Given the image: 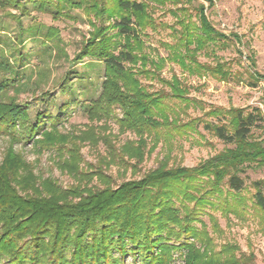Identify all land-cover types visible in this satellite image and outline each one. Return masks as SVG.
Segmentation results:
<instances>
[{
	"label": "trees",
	"instance_id": "obj_1",
	"mask_svg": "<svg viewBox=\"0 0 264 264\" xmlns=\"http://www.w3.org/2000/svg\"><path fill=\"white\" fill-rule=\"evenodd\" d=\"M30 1L55 15L62 13V1L76 3L94 15L96 20H90L94 30L76 60L94 56L104 62L105 76L99 96L84 109L90 120L109 121L115 117V108H119L122 115L116 116V121L139 138L126 143L120 151L111 146L108 159L88 165L102 185L80 183L67 188L54 178L37 176L31 163L10 147L0 163V263L127 264L126 258L131 256L132 264H175L179 253L181 264H248L251 256L241 252L238 244L224 242L218 247L203 215L209 216L212 231L218 233L221 228L214 212L227 215L237 213L240 206L246 207L242 191L247 185L242 175L248 168H264V139L257 138L255 132L264 129V109L260 106L251 110L211 109L208 114L217 121L207 120L205 128L226 146L195 166L161 162L141 177L119 184L105 170L110 163L121 161L129 163L135 172L145 159L148 137L159 138L160 130L171 135L173 131L182 135L198 130L201 119L184 122L181 103H171L177 100L189 106L193 101L189 88L177 75L167 79L160 74L166 60L144 51L142 38L148 28L156 27L154 11L168 1L179 4L180 0ZM20 3L0 0L4 7ZM179 9L184 14L174 12L180 27H173L177 42L167 44L172 49L168 57L191 75L210 73L221 80L228 79L231 70L227 62L204 63L197 54L210 42L229 36L212 24L204 4L197 7L196 20L186 8ZM110 20L112 23L107 24ZM112 27L117 29L115 33L108 32ZM49 33L52 35V31L47 34L50 38ZM1 72L3 132L15 129L17 122L29 121V114L14 98L4 100L19 72L2 53ZM141 76L158 78L162 88L150 90ZM42 115L36 122H28V139H34L39 149L56 150L61 168L86 176L90 171L85 174L86 168L81 166L78 137L63 134L58 128L59 120L53 116L51 126L42 129ZM103 139L110 143L106 137ZM66 151L68 156L64 155ZM251 184L255 188L249 197L252 206L264 212V179Z\"/></svg>",
	"mask_w": 264,
	"mask_h": 264
},
{
	"label": "rangeland",
	"instance_id": "obj_2",
	"mask_svg": "<svg viewBox=\"0 0 264 264\" xmlns=\"http://www.w3.org/2000/svg\"><path fill=\"white\" fill-rule=\"evenodd\" d=\"M20 1L19 6L9 4L4 7L0 4V53L19 72L15 85L5 92L4 100L10 102L14 98V102L25 107L29 121L17 122L15 129L0 132V163L12 147L31 163L40 178H54L64 188L80 183L102 185L88 165H97L100 159H108L111 146L120 151L126 143L136 142L139 137L133 130L120 127L115 118L122 115L119 108H115V117L109 121L90 120L84 109L99 96L105 76L104 62L94 56L86 55L84 59L76 60L94 30L90 20L96 19L76 3L62 1V13L55 15L51 10L38 8L30 0ZM200 4H204L212 24L229 37L210 42L206 49L198 52V59L210 64L227 62L231 70L228 79L221 80L210 73L191 75L168 57L172 49L167 44L177 42L173 27H180L176 14H184L179 8H186L196 20ZM153 18L155 29L148 28L142 36L144 51L153 58L166 60L160 71L163 77L171 79L177 75L189 88V97L193 99L189 106L177 100L171 101L181 103L182 120L187 122L200 118L201 122L198 130L191 129L182 135L176 131L171 135L163 129L159 138L148 137L145 159L135 172L127 162L110 163L105 170L115 184L139 178L161 162L169 166H195L223 150L226 144L205 128L207 120L217 121L216 117L208 114L211 109L242 107L251 110L254 106L264 109V0H180L179 4L168 1L154 11ZM49 31H52L50 38L47 37ZM116 31L112 27L108 32ZM117 39L125 41L123 37ZM141 80L150 90L162 88L158 78L141 76ZM39 114L44 117L42 129L51 126L50 116H53L59 120L58 128L63 134L78 137L81 166L86 168L85 174L90 171L86 176L74 175L61 168L56 150L39 149L34 139H28L26 126L28 122H36ZM255 132L257 138L264 139V129ZM13 137L15 141H12ZM35 137L38 138L39 133ZM151 147L154 148L152 152L149 151ZM64 155L69 153L66 151ZM242 176L247 185L242 191L247 198L246 207L240 206L237 213L227 215L214 212L221 228L218 233L212 231L208 215H203V219L218 247L224 242L236 243L241 252L251 256L248 264H264V212L253 207L249 199L255 192L251 183L264 179V168H248ZM176 255L175 264H181L180 254ZM126 261L132 264V257L128 256Z\"/></svg>",
	"mask_w": 264,
	"mask_h": 264
}]
</instances>
